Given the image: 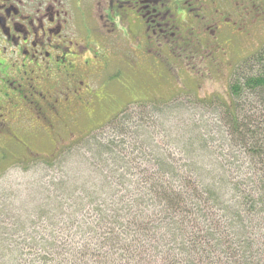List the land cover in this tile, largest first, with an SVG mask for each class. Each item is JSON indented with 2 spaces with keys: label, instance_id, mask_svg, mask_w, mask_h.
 Masks as SVG:
<instances>
[{
  "label": "trees",
  "instance_id": "16d2710c",
  "mask_svg": "<svg viewBox=\"0 0 264 264\" xmlns=\"http://www.w3.org/2000/svg\"><path fill=\"white\" fill-rule=\"evenodd\" d=\"M229 98L144 102L20 164L41 175L0 193V264H264V46Z\"/></svg>",
  "mask_w": 264,
  "mask_h": 264
},
{
  "label": "flooded vegetation",
  "instance_id": "af4514ba",
  "mask_svg": "<svg viewBox=\"0 0 264 264\" xmlns=\"http://www.w3.org/2000/svg\"><path fill=\"white\" fill-rule=\"evenodd\" d=\"M259 31L264 0H0V163L82 145L200 59L225 75Z\"/></svg>",
  "mask_w": 264,
  "mask_h": 264
},
{
  "label": "rangeland",
  "instance_id": "374dc122",
  "mask_svg": "<svg viewBox=\"0 0 264 264\" xmlns=\"http://www.w3.org/2000/svg\"><path fill=\"white\" fill-rule=\"evenodd\" d=\"M253 39V38H252ZM254 45H243L238 43L235 50L232 52V62L233 67L228 68L225 75L217 76L214 80L209 75L210 71L207 69L209 66H204V60L200 59L196 63H192L191 66L196 68H190L189 74H181V79L178 81V89L173 95V90L170 89L169 83L164 84L161 83L158 86L159 93L157 96L163 97L164 100H171L172 98H177V101L183 103L184 100H188L193 102L194 107L198 108L194 111L196 118L203 117L204 120H208L211 115H214V111L218 110L221 112V103L216 100L214 108H204V106L197 104L198 99H212L217 96L220 97L222 102L224 100H229V91L230 85L233 80V75L236 73L237 68L241 65V63L259 51L264 45V31L257 32L255 38L253 39ZM177 75V71H175ZM224 99V100H223ZM131 106V105H130ZM129 107V106H128ZM127 107V109H128ZM219 107V109H217ZM215 109V110H214ZM184 113V112H183ZM115 117H112L111 121H114ZM200 120V119H199ZM108 122L106 126L110 123ZM185 124H188L186 122ZM169 127H175V123H167ZM159 143H161V139H158ZM52 149L49 152H41L38 155H41L45 158V156L52 155ZM51 153V154H49ZM25 170H29L28 167H23L19 164H1L0 163V193L6 191H12L20 188L21 190L25 189L27 185L30 187V181L33 177L38 178L41 175L40 171L37 172H25ZM37 173V174H36ZM18 206H21L22 203L18 202Z\"/></svg>",
  "mask_w": 264,
  "mask_h": 264
}]
</instances>
